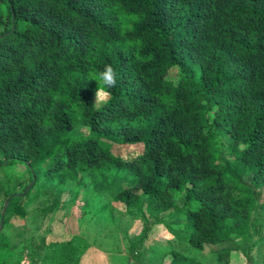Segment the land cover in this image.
Returning <instances> with one entry per match:
<instances>
[{
	"label": "trees",
	"instance_id": "trees-1",
	"mask_svg": "<svg viewBox=\"0 0 264 264\" xmlns=\"http://www.w3.org/2000/svg\"><path fill=\"white\" fill-rule=\"evenodd\" d=\"M105 65L117 85L93 105ZM87 178L142 238L166 230L162 264H264V0H0V227ZM0 236V264L89 248Z\"/></svg>",
	"mask_w": 264,
	"mask_h": 264
},
{
	"label": "rangeland",
	"instance_id": "rangeland-1",
	"mask_svg": "<svg viewBox=\"0 0 264 264\" xmlns=\"http://www.w3.org/2000/svg\"><path fill=\"white\" fill-rule=\"evenodd\" d=\"M6 171L15 181V169L7 168ZM98 188L90 183L89 178L80 186L69 180L58 205H53L54 200L45 190H33V200L27 205L25 217L14 215L10 207L6 206L2 218L4 216L7 223H3L0 231L10 239L17 251L27 252L41 238L47 242H62L81 237L89 244L82 256V264H162L163 253L172 248L166 230L160 228L142 238L141 225L133 229L135 216L126 213L116 199L109 198L107 202L101 200ZM23 190L21 187L18 191L21 193ZM47 208L50 210L46 211ZM131 240L142 245L140 260L132 256ZM223 245L206 246L204 256L224 251L227 246ZM237 248L242 249L243 246ZM204 256L201 254L200 258L205 259ZM204 261L205 264H215L216 259L206 258Z\"/></svg>",
	"mask_w": 264,
	"mask_h": 264
},
{
	"label": "clouds",
	"instance_id": "clouds-1",
	"mask_svg": "<svg viewBox=\"0 0 264 264\" xmlns=\"http://www.w3.org/2000/svg\"><path fill=\"white\" fill-rule=\"evenodd\" d=\"M101 83H98V88L95 93V102L93 105L98 104L102 98H108L111 93L108 91L117 85V72L111 65H105L104 69L96 77Z\"/></svg>",
	"mask_w": 264,
	"mask_h": 264
},
{
	"label": "water",
	"instance_id": "water-1",
	"mask_svg": "<svg viewBox=\"0 0 264 264\" xmlns=\"http://www.w3.org/2000/svg\"><path fill=\"white\" fill-rule=\"evenodd\" d=\"M33 185H34V183H31L30 185H29V187L27 188V190H30L32 187H33ZM3 218H4V216H3ZM3 227V219H2V223H1V228Z\"/></svg>",
	"mask_w": 264,
	"mask_h": 264
}]
</instances>
